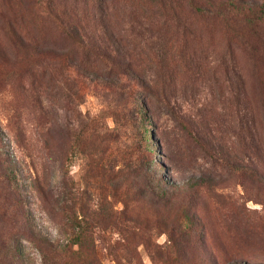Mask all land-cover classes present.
Segmentation results:
<instances>
[{
    "label": "rangeland",
    "instance_id": "1",
    "mask_svg": "<svg viewBox=\"0 0 264 264\" xmlns=\"http://www.w3.org/2000/svg\"><path fill=\"white\" fill-rule=\"evenodd\" d=\"M86 116L132 197L83 183ZM0 264H264V0H0Z\"/></svg>",
    "mask_w": 264,
    "mask_h": 264
},
{
    "label": "trees",
    "instance_id": "2",
    "mask_svg": "<svg viewBox=\"0 0 264 264\" xmlns=\"http://www.w3.org/2000/svg\"><path fill=\"white\" fill-rule=\"evenodd\" d=\"M72 32L77 34L78 28H74V31L69 33L71 37L75 38L76 35ZM124 75L127 77L129 73L126 71ZM112 81L114 80L110 79L111 83ZM139 83V85L143 84L140 81ZM120 88L121 94L119 95L121 97L130 99L136 96V94H133L134 91L128 86V83H123ZM131 102L133 104L134 99H132ZM132 110L135 111V113H141L142 108L134 103ZM147 131V126H142L141 133H143L144 138L147 135ZM117 138L118 135L103 121L102 117L86 116L84 119H78V127L74 133V154L81 160L83 183L88 181L87 184H89L88 177H93L102 185L108 184L113 193L132 197L134 194L133 190L139 187H136V181L133 179L136 170L129 153V148L125 147L123 149L116 146L114 151H110L109 147L106 146L108 140L113 139V141H117ZM99 143L101 147H99ZM86 196L87 194L79 187L77 188L76 184L73 192L70 191L67 186L62 189V201L68 205V207L74 209L71 213L73 215L70 216L69 220L71 223L73 222V228L76 231L71 240L74 245L78 246H81L80 235L90 231L88 226H82L81 224L85 215L86 217L91 215L87 213V208H85L83 201V198ZM75 205L78 207L79 211H75ZM183 216L185 215L183 214ZM186 218L188 219L187 216ZM185 225L184 220V227L186 228Z\"/></svg>",
    "mask_w": 264,
    "mask_h": 264
}]
</instances>
